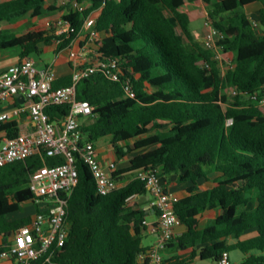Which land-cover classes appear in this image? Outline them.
<instances>
[{
  "label": "trees",
  "instance_id": "trees-1",
  "mask_svg": "<svg viewBox=\"0 0 264 264\" xmlns=\"http://www.w3.org/2000/svg\"><path fill=\"white\" fill-rule=\"evenodd\" d=\"M79 1L89 2V9L66 14L64 7H47L48 0H0V51L17 49L21 59L41 56L58 40V50H64L84 19L99 11L95 29L104 36L99 52L118 61L120 79L111 81L99 68L79 82L78 99L88 101L93 111L82 130L92 142L111 137L121 156L126 148L146 151L113 173L125 182L106 196L97 192L88 165L77 163L79 183L67 199L69 236L64 246H54L35 264H151L139 260L152 247L143 246L150 211L145 209V183L136 178L138 171L150 167L160 170L164 181L176 176L179 184L191 185L188 195L175 203L186 231L163 250L177 252L164 258L168 264L195 259L218 263L224 252L235 250L244 255L242 264H264V0H201L210 6L209 18L223 35L219 49L234 55V65L225 73L216 51L206 49L190 27L193 0ZM255 4L260 5L259 29L245 11ZM55 11L71 23L73 33L56 36L48 23H37ZM126 83L133 98L125 91ZM71 84L68 76L54 87ZM46 111L60 122L69 107ZM1 133L16 138L18 123H4ZM62 163L41 153L0 167V252L12 233L33 218H10L34 199L28 189L31 175L44 165ZM205 183L213 187L201 188ZM209 210L219 214L202 226ZM250 232L256 235L242 240Z\"/></svg>",
  "mask_w": 264,
  "mask_h": 264
},
{
  "label": "built area",
  "instance_id": "built-area-1",
  "mask_svg": "<svg viewBox=\"0 0 264 264\" xmlns=\"http://www.w3.org/2000/svg\"><path fill=\"white\" fill-rule=\"evenodd\" d=\"M59 6L66 8V14L84 13L89 9L90 3L60 0ZM98 12L92 11L84 19L80 32L67 47L69 57L75 61L71 85L55 88L54 83L59 78L54 67H40L34 57L22 59L0 75V105L18 95H23L26 101L23 106L15 107L11 112L0 111V126L22 113H28L34 124L30 133L19 134L16 138L2 137L0 167L41 153L63 160L60 165H44L31 175L28 189L34 196L32 203L40 206L42 212L36 213L28 225L12 233L5 249L0 252V261L35 264L54 246L58 248L65 245L70 232L67 199L79 183V161L90 168L100 195H109L121 187L113 177V173L118 170L117 161H110L106 171L99 159L95 142L88 140L82 130V123L92 116L93 111L91 104L79 100L77 94L79 82L91 77L99 68L105 71L111 81L120 79L118 61L105 58L99 52L104 36L95 29ZM253 25L260 28L257 20L253 21ZM48 26L54 29L56 36L74 32L71 23L63 15L48 22ZM205 28L203 45L206 49L217 52L220 50L218 42L223 35L215 28L211 19L206 21ZM60 42L58 40L57 44ZM125 91L130 97L135 96L128 83ZM63 105L69 107L67 115L60 122L53 121L46 110ZM136 178L145 183L150 208L158 215L156 226L149 225L147 221L144 224L153 233H159L158 242L150 250L140 254L139 260L148 259L151 264H168L162 252L174 239L175 229L182 225L175 210V203L179 199L167 189L161 171L156 168L140 170ZM47 261L50 262V258ZM218 264H231L230 253L224 252Z\"/></svg>",
  "mask_w": 264,
  "mask_h": 264
},
{
  "label": "crops",
  "instance_id": "crops-1",
  "mask_svg": "<svg viewBox=\"0 0 264 264\" xmlns=\"http://www.w3.org/2000/svg\"><path fill=\"white\" fill-rule=\"evenodd\" d=\"M60 0H48L47 7L51 5H56L59 6ZM252 6H258V10H260V5L255 4ZM249 6V7H252ZM247 7V8H249ZM246 8V9H247ZM56 13V14H55ZM48 19L45 23L42 24V26H45L48 22H51L55 19H57L60 16L59 11L51 12L48 14ZM191 16V15H190ZM58 46L56 44L45 47L43 50V54L49 53L51 54L49 58H46L45 60H42L44 66H39L40 67H45V66H53L55 72L57 73V76L59 79L72 76L73 72V67L75 65V61L69 57V52L66 49L59 51ZM42 54V55H43ZM21 56H20V51L19 50H11V51H0V75L3 74L9 67L18 64L21 61ZM26 103L21 102L18 98L11 99L5 103H2L0 105V111H7L11 112L15 107L18 106H23ZM12 121H16L19 125V134H27L33 131L34 129V124L31 121V118L28 113H22L20 116H16L12 119ZM5 134L1 133L0 138L4 137ZM109 137V136H108ZM110 138V143H103L100 144L99 140L95 142L96 148L98 150V155L99 159L101 160L105 170L107 171V164L110 161H117L118 164V170L124 169L128 167L130 159L129 156L131 155L130 152H128V148L125 149L126 154L124 156L118 155L116 152V149L112 146L111 144V137ZM120 147L124 146V144H119ZM136 152V151H134ZM123 181H119V184L122 186L124 184ZM165 185L167 189L172 192L178 199H181L183 197H186L188 195V188L191 187L190 184H179L177 182V177L176 176H170L168 180L165 181ZM213 187L212 183H205L201 188H210ZM135 199V198H133ZM147 203L145 204V209L150 211L149 216L147 218V223L149 225L153 224H158V215L157 213L150 208L149 201H148V196L146 198ZM219 211L217 210H209L205 212L201 218V225L206 226V224L209 222V220L215 218L218 216ZM35 214H33L34 216ZM20 216L19 218H21ZM18 218V217H17ZM16 218V219H17ZM186 231V227L184 225H181L180 227H177L175 229V237L180 236L182 233ZM256 235V232H250L245 234L242 237V240H246L248 238H251ZM142 240H143V246L144 247H153L157 242L159 238V233H153L150 229L144 230L142 233ZM145 240H150L149 244H145ZM233 242V241H232ZM236 251V250H235ZM238 251V250H237ZM166 254H168V257L164 258H170L174 255H177V252H175L173 249H168L165 251ZM188 254H184L183 258H187ZM230 260H231V253H230ZM244 260V255L242 256L240 260V264H242ZM143 262V260H140ZM2 262V263H1ZM218 264L215 261L212 260H200V259H195L193 263L191 264ZM0 264H14L11 261H0ZM231 264H233L231 260Z\"/></svg>",
  "mask_w": 264,
  "mask_h": 264
},
{
  "label": "rangeland",
  "instance_id": "rangeland-1",
  "mask_svg": "<svg viewBox=\"0 0 264 264\" xmlns=\"http://www.w3.org/2000/svg\"><path fill=\"white\" fill-rule=\"evenodd\" d=\"M192 3L195 5L196 9L191 12V25H190V27L196 33L198 41L203 43L204 32H205V30H204L205 23L208 19H210L209 14H208L210 11V6L205 4L201 0H193ZM245 11L249 14L252 21H256L258 19V14H259L258 6L249 7L247 9H245ZM48 14L49 13H46L40 19H38L37 23L40 26H42V24L47 21V19L49 17ZM167 14L169 16H171V14L169 12ZM4 27L10 28L12 30H14V29L16 30L15 26L11 27V26L4 24ZM20 32H23V31H18V33H20ZM178 32L181 35H184V33L180 27H178ZM185 40L188 41V39L186 37H185ZM50 55L51 54H49V53H45L41 56L35 55L34 58L37 60V62L40 66H44L42 60L49 58ZM216 60L219 62V66L222 69L223 73H225L228 69H231L234 65V62H233L234 55L232 53H223L221 50H218L216 52ZM228 95H229L230 100H232L234 93L229 91ZM99 142H100V144H103V143L109 144L110 138L109 137L101 138V139H99ZM131 147H132V145H131ZM145 151H146L145 149L139 150L136 152L132 151V153L130 152L131 155L129 156V159L134 157L135 155H138L139 153H142ZM36 213H37V206L35 204H33L32 202H29V203H26L23 205V210L21 212L11 215L10 218L16 219L17 217L19 218L20 216L25 217V216L33 215ZM149 243H150V240H145V244H149ZM162 255L165 257H168V254H166L165 252H162ZM242 256H243V254L239 250L231 252V260H232L233 264H240V260H241ZM198 264H202V263H198Z\"/></svg>",
  "mask_w": 264,
  "mask_h": 264
},
{
  "label": "water",
  "instance_id": "water-1",
  "mask_svg": "<svg viewBox=\"0 0 264 264\" xmlns=\"http://www.w3.org/2000/svg\"><path fill=\"white\" fill-rule=\"evenodd\" d=\"M17 98L21 101L24 102L25 98L23 95H18Z\"/></svg>",
  "mask_w": 264,
  "mask_h": 264
}]
</instances>
